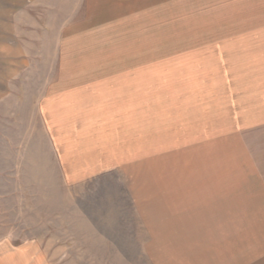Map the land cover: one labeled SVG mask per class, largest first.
Instances as JSON below:
<instances>
[{"label": "rangeland", "instance_id": "obj_1", "mask_svg": "<svg viewBox=\"0 0 264 264\" xmlns=\"http://www.w3.org/2000/svg\"><path fill=\"white\" fill-rule=\"evenodd\" d=\"M11 3L0 264H264V0Z\"/></svg>", "mask_w": 264, "mask_h": 264}, {"label": "crops", "instance_id": "obj_2", "mask_svg": "<svg viewBox=\"0 0 264 264\" xmlns=\"http://www.w3.org/2000/svg\"><path fill=\"white\" fill-rule=\"evenodd\" d=\"M14 1V0H12ZM1 2V5L3 7H0V15L2 14H8L10 13L11 11L9 10L11 7H12V3H11V0H0ZM15 3H13V5H15ZM16 6V5H15ZM2 8H4V10H2ZM0 30H1V27H0ZM1 37V36H0ZM189 167V166H188ZM190 171H192V169H190ZM187 184V189H188V183ZM227 193V194H226ZM225 195L228 197L230 192H226ZM177 194H178V190H177ZM209 195H207V197H204V199L208 202L210 199L212 201H210L211 204H214V205H211V206H203L204 208L202 212H198L196 214L197 218H201V222H196L197 223H200L199 226H201L199 229L201 231H203L204 233H207V234H211L213 229H211V226L212 225H216L217 222H226V220L228 222V225L226 226L228 229H230L232 227V224L234 226L235 222L233 221L232 217L235 216L236 213H239V211H236L235 207H236V198L232 195V193L230 194L231 197H228V198H222V194L220 192V189L219 190H215L213 192V194L211 193H207ZM179 197L178 199H182L183 202L187 201L185 200L184 198V195H183V192L181 191V195L178 194ZM175 196H176V193H175ZM221 197V198H220ZM191 198H194V196H191ZM190 197H188V201L190 203H192L195 199H191ZM191 199V200H190ZM227 200L224 204H220V201H225ZM206 202V203H207ZM215 204L217 207H215ZM188 206V202H185V205H182V207H186ZM190 207L194 208L193 205H189ZM226 206L230 207L228 212H224L223 211V208H225ZM188 216V211L184 212V213H181V217L185 218ZM229 218V219H228ZM231 218V220H230ZM186 219V218H185ZM204 227H203V226ZM198 230V229H197Z\"/></svg>", "mask_w": 264, "mask_h": 264}]
</instances>
